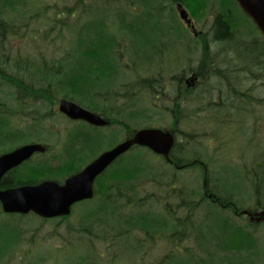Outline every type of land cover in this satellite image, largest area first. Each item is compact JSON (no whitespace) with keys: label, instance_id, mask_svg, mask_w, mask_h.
<instances>
[{"label":"trees","instance_id":"obj_1","mask_svg":"<svg viewBox=\"0 0 264 264\" xmlns=\"http://www.w3.org/2000/svg\"><path fill=\"white\" fill-rule=\"evenodd\" d=\"M88 1L75 0L72 6L55 4V13L48 30L55 35V41L60 39L57 36L59 32L67 30L72 37V50L58 60L38 58L31 61L14 56L9 42L17 36L26 37L25 30L34 21H47L45 11L41 6H36L35 0H0V152L10 149L17 140L32 138L37 127L56 114L55 107L62 97L96 112L100 110L102 115L109 118L123 113L125 108L119 107V104L109 109H100V105L102 101L106 106L105 102L111 95L109 85L114 74L122 67L123 57L128 55L131 59L128 69L136 73L135 80L125 85L124 92H114L113 95L129 103L125 107L130 119L138 116L133 107L142 91L150 97L159 96L163 100H167L169 93V99L173 101L177 97V94L173 95L175 83L190 71L197 73L199 82L195 92L182 91L180 102L186 104L193 102V99L196 102L201 99L203 103L193 108L192 114L183 108L180 115H175L172 108L175 123L166 129L175 133L177 139L171 152L172 160L187 168H199L203 183L195 182L196 186L186 189L182 182L177 187V171H171L172 175L165 177L159 168L154 167L155 164L147 160V148V151L142 152L137 150L140 146L133 147L98 177L94 199L82 202L83 206L79 210L59 219L61 223L69 222L71 216L78 213L76 222L67 225L65 240L68 243L63 244L61 250L65 245L73 246L71 252L80 258L73 264H254L258 257L257 249L254 250L257 246L254 233L247 226L235 225L233 220L225 217L219 206L205 199L204 190L216 195V199L225 206L235 202L238 207L242 200L254 199V206L264 210V149L262 153L255 154L262 144L257 142L256 129L247 134L248 125L244 123L245 118L253 116L252 109L255 107L249 106L258 101L249 94L264 88L263 40L244 20L235 0H217L219 9L212 23L214 34H209V37L218 48L211 49L208 38L202 39L196 66L182 70L179 75L172 74L168 79L162 71L152 74L146 72L145 68H159L157 64L163 61L164 53L151 51V47L144 46L147 40L139 33L142 28L154 30L158 24H164L160 22L158 14L169 7L166 1L134 0L142 12L141 18L135 22L128 21L126 17L130 0ZM181 1L192 6L194 13H201L197 19L208 8L207 0ZM79 8L80 11H74ZM75 13V22L71 23ZM84 16L87 19L83 22ZM56 28H59L58 33ZM33 32L32 29L30 42L34 39L42 42L34 37ZM173 38L168 33L161 36L158 46L172 39L169 44L173 48ZM141 67H144L145 73L139 76L137 68ZM197 93H200L199 97ZM30 103L35 104L34 109H31ZM27 106L29 109H26ZM164 109L170 110L168 107ZM188 117L193 119L191 128L180 130L177 127L179 121ZM27 119H31L32 123L20 124ZM118 124L127 125L124 122ZM76 126L70 129L61 154L49 160L26 163L2 179L1 186L35 184L43 179L61 182L78 172L98 151L118 142L112 134L107 136L97 128H88L83 123ZM127 128L126 135L136 130L130 131L129 126ZM200 128L201 132H195ZM195 147L199 150L193 153L192 159H187L184 154L192 153ZM212 148H216V152ZM206 151H211L210 159L221 157L220 153L223 152L222 156L228 163L225 169L234 166L228 157L232 155L231 158H234L233 155L237 153L236 158L242 160L236 165L239 179L225 180L217 176L219 185L213 186L211 160H206ZM159 159L164 167L176 169L163 157ZM146 179L154 180L166 190L161 195L145 193L141 187ZM245 179L250 183L255 197L249 195L245 199V196L234 195V191L241 190L239 188ZM167 197L174 199V202L167 200ZM213 204L215 207H212ZM238 208L241 209L240 206ZM1 214L4 213L0 204ZM58 226L52 234L54 237L58 236ZM10 227L6 222L0 225V257L3 253L9 254L12 247L25 240L24 237L29 241L35 240L32 236H26L23 227ZM6 229L9 233L1 235ZM135 232L138 233L134 235ZM162 239H167L173 246L177 239L181 242L194 241L195 254L192 247H182L181 258L168 260L159 257L146 262L150 249ZM97 240L103 242L102 252H98L94 246ZM76 243L86 246L79 254L74 247ZM124 245L126 250H123ZM103 253L112 257L105 262L99 257H103Z\"/></svg>","mask_w":264,"mask_h":264},{"label":"rangeland","instance_id":"obj_2","mask_svg":"<svg viewBox=\"0 0 264 264\" xmlns=\"http://www.w3.org/2000/svg\"><path fill=\"white\" fill-rule=\"evenodd\" d=\"M35 0L36 6H41L42 10L45 11L44 13L46 14L47 21L40 20L38 22H33V24L25 30V36L26 37H21L17 36L14 38L10 39L9 45L11 48V51H13L14 56H21L22 58H28L31 61H36L38 58H45L47 61L53 60V59H60L64 57L65 53L68 51L72 50L71 46V39L72 37L70 36L69 32L67 30L59 32V28H56L57 36L60 38L58 40L53 39V35L51 32L48 30V26H50L53 16H54V8L56 7L55 4L58 5H69L72 6L75 3V0H39L38 3ZM88 3H94V0H89ZM208 8L203 10L202 12V17L199 20H195V27L193 30H195L199 35L198 38H196L193 34V31H189L186 27V24L183 22H179L178 18L176 17V22L180 26V29L182 31L183 36L181 37L180 42L174 46L173 48L169 43L164 44L166 47L164 51L166 54L163 56V62L160 64L161 66H165L163 68H145L146 72L148 74H152L153 72H158L162 71L164 77L169 79V76L172 74H178L181 73L182 70H187L188 67L190 66H196L197 61L199 59V54L201 52V44H200V35L201 34H210L209 31L211 29V23L219 9V3L217 0H207ZM80 11L81 8L75 9L74 11ZM190 13V12H189ZM77 16V13L71 18V23L75 22V18ZM87 19L86 16L82 18V21L84 22ZM34 30L33 35L35 38L42 42H38L36 39H34L32 42L29 40V35L32 31ZM152 29V28H151ZM149 30L147 28H142L139 33L143 34L145 37L146 43L150 45V47H153L157 45V38L160 33H162L161 30ZM257 33V32H255ZM184 35H187L185 37ZM163 39V38H162ZM141 40H143V37H141ZM165 40V39H163ZM172 40V39H171ZM169 40V42L171 41ZM128 41V40H127ZM183 44V45H182ZM212 47L211 49L218 48L217 44L211 43ZM61 46L62 48H59ZM187 47V48H186ZM174 49H177V55L179 56L180 59L174 58L173 54H169V52L173 51ZM190 52H188V51ZM168 53V54H167ZM130 58H128V55L123 57L122 59V67L114 74L113 81L109 85V92L111 95H109V100L105 102L106 106L102 104L100 105V109L104 108H111L115 106L116 104H119L118 106H123L125 108L124 112L116 116L115 119L116 122H124L127 123L128 125L124 126L123 124H114L113 127L108 130H102V134L105 135H110L112 132L115 140H122L126 136V131H127V126L133 129H140V128H145V127H159V128H168L170 129L173 124L175 123V120L171 114V109L174 107V103L170 100H163L161 98H156V97H150L145 91H142L141 95L136 98L135 100V111L138 114L137 118H129L126 107L125 105H128L129 103H125L124 100L118 99L119 97L113 95L114 92H124L126 90L125 85L131 83L132 81L135 80L136 73L132 70H129V66H131ZM144 67L137 68V74L139 76H142L145 73ZM256 94H260L261 98H264V88L263 89H258L255 91ZM195 95V94H194ZM197 97L200 96V93L196 94ZM203 99H206L207 96H201ZM163 100V101H162ZM204 100H199V102H196V100L193 99V102L191 103H186L183 104V108L186 109L187 112H190L193 110V108L197 107L198 104H202ZM256 103H259L255 106V114L261 111L260 114L257 116H262L261 118H257L258 121H262L260 126H258V131H256L254 128L256 127V119L253 117H248L244 119L245 125L247 124V134H251L252 131L255 130V135H258V139L262 141V145L259 146L257 152L255 154L263 152L264 149V100H258ZM32 104L31 109L35 108L34 103ZM131 104H134V101L131 102ZM261 105V106H260ZM249 106V105H248ZM131 107V105H130ZM164 107L170 108V110H165ZM250 108L254 107V103L249 106ZM57 108V106L55 107ZM26 109H29V106L26 107ZM129 110V108H128ZM188 113V114H190ZM192 114V113H191ZM150 117H147V116ZM118 117V118H117ZM260 119V120H259ZM119 120V121H118ZM191 121L193 119H190L188 117L187 119H183L179 121L178 126L179 129L186 131L189 128H191ZM28 122V123H25ZM32 120L27 119L25 121H22L20 124L21 125H27L31 124ZM77 123L75 122H70L67 120V118L57 112L52 118H47L42 126L37 127V130L40 129L41 131H37V133L41 132L39 135L37 134L35 136V141L42 142L44 144H47L50 146V149L45 156H39L36 159L40 160H45V159H50L53 158L54 156H57L62 153V148L65 143V140L68 136V133L72 127H77ZM79 126V125H78ZM116 126V127H115ZM262 128V129H261ZM201 128L196 130L195 132H201ZM40 136V137H39ZM260 140H257V142H260ZM137 150H141L142 152L146 150V148L142 147H137ZM105 149V147H104ZM199 148L195 147L192 151V153L187 152L184 155L187 157V159H192L194 156L193 153L198 151ZM214 152H216V148H212ZM101 152V151H100ZM98 151L97 154L100 153ZM207 152V151H206ZM223 153V152H222ZM222 153H220L221 157H213L210 159V156L212 155L211 151L205 153L208 155L205 156L206 160H211L210 164V169H211V183L213 186L214 184H218V179L217 176L222 177V179L225 180H238L239 177H237V174L239 172L238 167L236 165L240 164L242 162L241 159L236 158V155H233L234 158H231L232 155H229V160L231 159L234 166H231L227 169L224 167L228 165L227 161H225V158L222 156ZM96 154V155H97ZM147 155V160L150 162V164H155L154 167L157 169L159 168L160 172H163V175L165 177H168L172 175L171 171H177L175 174L177 176L178 182L176 183V186H181L184 182V185L186 189L193 188L192 186H196L195 182L202 184L203 179L201 177L202 172L199 168L197 167H188L186 169H175L164 167L160 163V156L155 155L154 153L148 151L145 152ZM204 154V153H202ZM58 162V159L56 160ZM250 162V160H249ZM161 166H160V165ZM161 167V168H160ZM163 168V169H162ZM224 171V172H222ZM234 175V176H232ZM248 179V178H247ZM219 185V184H218ZM217 188H219L217 186ZM141 189L145 193L148 192H154L157 193L158 195L163 194V190H166L164 187H159L157 182H155L152 179H146V183L142 185ZM238 189V188H237ZM241 190H238L234 195H241L242 197L245 196V199L247 196H254V192L251 189L250 183L245 179L243 184H241L240 188ZM160 190L162 192L160 193ZM232 190H236V188H233ZM167 200H171L174 202V199H171L170 197L166 198ZM253 205V201L246 199L242 200L239 203V206L243 207H249ZM83 206L82 204H79L78 206H74L73 211L79 210ZM85 206V204H84ZM78 213L76 216H71L69 222H60V220H49V221H44V220H39L33 215H27L25 218H21L20 216H9L8 214H1L0 215V222L1 224L6 222L11 225L10 228H17V227H23V230L26 233L27 237H34V241H29L28 238L24 237L25 240L21 242V244L16 245L11 250H9V254L3 253L0 257V264H73L77 263L80 261V258L78 259L79 256H77L76 253L71 252V249H74L73 246L71 245H65L64 249L63 244L68 243L65 239L67 238L66 232L67 230V225L68 224H74L77 220ZM234 218V224L238 226H247L249 230L253 232L255 229L256 232H254V239L257 243L260 242L262 243L261 247L264 250V220L259 222L257 226L254 224H249V219L244 216H237L233 217ZM0 224V225H1ZM59 225V230H58V236L54 237V230L55 227ZM6 232L9 233V230L6 229L5 232L3 231L1 235L5 236ZM138 232H135L137 234ZM62 235V236H60ZM164 242L168 243L165 240L158 241L156 243V247L150 249L149 251V256L146 259V262H148L149 259L151 258H159L160 256H165L168 253H171V245L164 244ZM103 242H99L98 240L94 243V246L98 248V252H102L104 248L102 247ZM183 243V244H182ZM75 250H77L78 254L81 250L85 249V245L83 243H76L75 244ZM183 248L187 247H192L193 252L195 254L196 248H195V242L194 241H189L186 240L184 242L180 243V246L178 248V251H181ZM126 246L124 245L123 250H126ZM195 248V249H194ZM129 254L128 252H126ZM104 256L100 257V259L104 260L107 262L106 259H110L112 257L111 255L107 253H103ZM108 255V256H107ZM191 255V254H190ZM245 255V254H244ZM130 257V256H127ZM179 257H176L177 259ZM101 263V262H100Z\"/></svg>","mask_w":264,"mask_h":264},{"label":"water","instance_id":"obj_3","mask_svg":"<svg viewBox=\"0 0 264 264\" xmlns=\"http://www.w3.org/2000/svg\"><path fill=\"white\" fill-rule=\"evenodd\" d=\"M238 1L264 34V0ZM181 14L187 19L185 11ZM187 22L191 21L187 19ZM59 110L72 119H83L93 125L101 126L109 123L98 114L67 99L60 100ZM174 144V135L167 131L159 128L140 129L132 137L101 153L81 171L67 177L63 183L44 180L36 185L0 189L2 208L7 213L34 212L43 218L67 216L75 203L94 197L97 177L131 147L135 145L148 147L172 163L170 151ZM45 150L46 146L41 143H30L0 155V181L6 172L29 159L35 152H45ZM263 215L264 212H260L251 219L260 221Z\"/></svg>","mask_w":264,"mask_h":264},{"label":"flooded vegetation","instance_id":"obj_4","mask_svg":"<svg viewBox=\"0 0 264 264\" xmlns=\"http://www.w3.org/2000/svg\"><path fill=\"white\" fill-rule=\"evenodd\" d=\"M163 1H166L169 4V7L166 9L165 12L158 14V16L160 17V22L164 23V24H158L157 25L158 27H154V30H161L163 33H160L158 35L157 42H156L157 45L150 48L151 51L154 50V51H158L160 53H164L165 52L164 49L166 47L164 44H161L160 46H158V44L161 43V41H160L161 36H165L168 33L169 35H171V37H174L173 38L174 46H176L181 40V29L176 22V16L178 15L179 10L182 7H185L187 10H189L190 14L192 11V9H191L192 6H190V7L186 6L181 0H163ZM140 10H141L140 6L138 7L137 5H135L134 0H130L128 11L126 13L127 20L135 22L136 19L141 18L142 12H140ZM133 24L136 25V23H133ZM209 33L214 34L212 29L209 31ZM206 36L203 35V37H206ZM167 43H170V42L168 41ZM167 43H165V44H167ZM144 46L150 47V45H148V44H146ZM195 74H196V72H190V73H188L187 76L184 75L180 81H177L175 83L176 91H178V94H179L178 97H181L180 94H181L182 88L189 89L188 87H189V84H191V83H189L188 77L190 75H195ZM196 82L197 81H195L194 87L196 86ZM194 87H191L190 89H193ZM249 96L250 97H252V96L256 97L257 95L253 93V94H249ZM6 177H7V175L3 179H5ZM8 187H10V186H8ZM204 195H205L206 200H209L212 203L219 205L222 208H226V206L224 204L220 203L219 200L216 199L217 198L216 195L213 194L212 196H210L211 193L209 191H207L206 189L204 190ZM229 206L234 207V208H238L237 205H235L232 202L229 203ZM256 208H258V207H256ZM250 213L252 215H254L256 213V211H254L253 213H252V211H250ZM234 215H239V212L237 211V209L234 210ZM175 243H176V245L173 247V256L174 257L177 255L180 240L177 239L175 241ZM256 249H257L258 257H256L257 259H256V262L254 264H264V263H262V261H264V250L262 249L260 243H257V246L254 250H256ZM168 257H172V255L169 254Z\"/></svg>","mask_w":264,"mask_h":264},{"label":"bare ground","instance_id":"obj_5","mask_svg":"<svg viewBox=\"0 0 264 264\" xmlns=\"http://www.w3.org/2000/svg\"><path fill=\"white\" fill-rule=\"evenodd\" d=\"M88 128H92V126H88Z\"/></svg>","mask_w":264,"mask_h":264}]
</instances>
